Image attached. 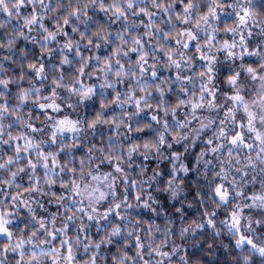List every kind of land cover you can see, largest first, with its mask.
<instances>
[{
    "label": "clouds",
    "instance_id": "clouds-1",
    "mask_svg": "<svg viewBox=\"0 0 264 264\" xmlns=\"http://www.w3.org/2000/svg\"><path fill=\"white\" fill-rule=\"evenodd\" d=\"M0 264H264V0H0Z\"/></svg>",
    "mask_w": 264,
    "mask_h": 264
}]
</instances>
